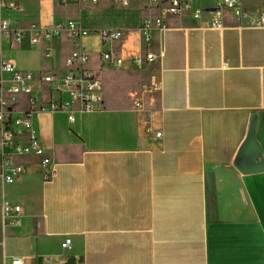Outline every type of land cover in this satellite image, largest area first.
Returning a JSON list of instances; mask_svg holds the SVG:
<instances>
[{
	"label": "crops",
	"instance_id": "crops-1",
	"mask_svg": "<svg viewBox=\"0 0 264 264\" xmlns=\"http://www.w3.org/2000/svg\"><path fill=\"white\" fill-rule=\"evenodd\" d=\"M5 2L19 5L0 10L14 27L73 20L88 30L35 43L26 32L16 46L5 41L4 53L21 69L62 74L79 43L102 102L75 110L72 120L62 110L33 111L55 174L44 180L39 158L19 155L23 171L8 182L0 174V264L13 257L21 264H264V170L251 169L248 157L235 165L255 113L264 156V27L239 26L229 10H212V0H194L204 9L198 21L166 15L167 27L145 38L142 18L159 16L166 0H38L36 19L10 17L23 7ZM134 2L143 12L132 18L125 12ZM241 5L264 11V0ZM215 18L221 28L209 26ZM105 27L121 38L102 43L93 31ZM101 50L122 57V66L102 63ZM146 52L154 54L149 62H128ZM45 88L34 85L45 102L66 97ZM27 107L18 97L13 115ZM4 200L21 207L7 222Z\"/></svg>",
	"mask_w": 264,
	"mask_h": 264
},
{
	"label": "built area",
	"instance_id": "built-area-1",
	"mask_svg": "<svg viewBox=\"0 0 264 264\" xmlns=\"http://www.w3.org/2000/svg\"><path fill=\"white\" fill-rule=\"evenodd\" d=\"M60 1L97 4L101 0ZM111 1L121 6H127L129 2V0ZM150 1L152 3L158 2V0ZM212 2V10L217 8L229 10L234 19L239 22V26L264 27V11L262 10L256 12L245 11L242 8L241 0H212ZM3 7L18 8L19 5L15 3L8 4L5 0H0V10ZM203 12V8L194 6V0H166V5L161 14L159 16H145L138 28L145 38H149L153 29L163 30L167 27L163 19L166 15L182 16L187 13L195 21H198ZM209 26L221 28L222 22L215 18L210 21ZM26 32L29 33V41L35 43L40 39H49L63 33L76 39L86 34L88 30L73 20L52 23L46 26L31 22L28 28L14 27L8 18L0 16V174L4 182L14 180L23 171L22 167L15 162V155L39 158L44 180H49L55 174L50 158L44 154V149L33 131L31 120L33 111L37 109L62 110L67 112L69 120H72L75 110H93L100 107L102 102L97 94L100 81L93 72L86 68L89 55L79 43H75L72 50L65 57L68 70L62 74L55 71L34 72L21 69L14 60L7 58L3 43L9 40L11 46H16ZM93 32L99 36L102 43L107 39L118 40L122 36L121 30L109 27L100 28ZM153 58L154 54L152 52H146L143 56L130 57L128 62L140 66ZM99 59L102 63L113 64L116 67L122 66L124 62L122 57L107 50L100 51ZM35 84H44L46 91L63 94L66 97L49 99L45 102V96L41 92H35ZM151 84L152 90L158 89L155 83L152 82ZM20 96L27 98L28 107L13 115V106ZM135 105L140 106L139 103H135ZM155 136L160 137L161 132H155ZM6 169L9 170L6 171ZM1 210L2 217L7 222L10 217L17 216L20 213L21 207L18 204H10L4 200ZM69 242V238H66L61 246L67 247ZM4 264H21V260L19 257H13Z\"/></svg>",
	"mask_w": 264,
	"mask_h": 264
},
{
	"label": "water",
	"instance_id": "water-1",
	"mask_svg": "<svg viewBox=\"0 0 264 264\" xmlns=\"http://www.w3.org/2000/svg\"><path fill=\"white\" fill-rule=\"evenodd\" d=\"M256 122L257 114L255 113L250 117L247 134L236 154L235 165L242 168V160L248 157L251 169L259 171L264 170V156L255 137ZM257 158L259 160L255 162Z\"/></svg>",
	"mask_w": 264,
	"mask_h": 264
},
{
	"label": "rangeland",
	"instance_id": "rangeland-1",
	"mask_svg": "<svg viewBox=\"0 0 264 264\" xmlns=\"http://www.w3.org/2000/svg\"><path fill=\"white\" fill-rule=\"evenodd\" d=\"M21 3V6L23 7V11L21 12H13L9 14L10 17L20 18L22 16H27L33 19H36L40 16L41 9L38 4V0H19ZM251 1L256 0H243L245 4H249ZM135 3V2H134ZM122 10V9H121ZM143 10L140 7L136 6V3L133 4V7H129L126 9V12L128 15H130L132 18L138 17ZM122 13L117 12L115 16L116 22H122Z\"/></svg>",
	"mask_w": 264,
	"mask_h": 264
}]
</instances>
